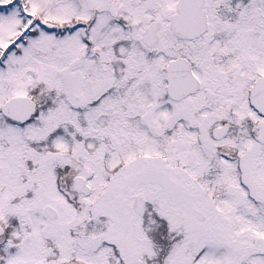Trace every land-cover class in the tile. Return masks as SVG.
I'll use <instances>...</instances> for the list:
<instances>
[{"label": "snow or ice", "instance_id": "6c2138e0", "mask_svg": "<svg viewBox=\"0 0 264 264\" xmlns=\"http://www.w3.org/2000/svg\"><path fill=\"white\" fill-rule=\"evenodd\" d=\"M0 264H264V0H0Z\"/></svg>", "mask_w": 264, "mask_h": 264}]
</instances>
